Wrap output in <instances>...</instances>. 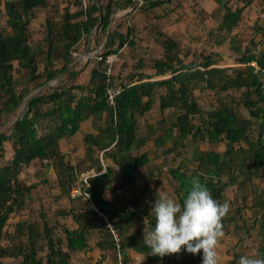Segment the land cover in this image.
Here are the masks:
<instances>
[{"label": "trees", "instance_id": "16d2710c", "mask_svg": "<svg viewBox=\"0 0 264 264\" xmlns=\"http://www.w3.org/2000/svg\"><path fill=\"white\" fill-rule=\"evenodd\" d=\"M173 1L0 0V264L4 258L16 264H71L75 252L93 249L100 252L97 264L108 255L128 264L130 250L143 254L147 264H203L202 250L193 255L182 249L163 259L148 255L139 227H154L151 209L159 195L183 203L193 178L219 203L230 205L220 241L237 239L225 264H238L252 231L262 236L255 253L264 256V183H259L264 181V18L251 22L241 42L232 33L256 0H213L215 8L196 11L188 31L195 45L156 30L162 37L159 55L138 56L126 74L123 68L115 72L113 62L107 74L110 54L121 58L136 47V28L129 23L133 12L170 7L174 14L181 7ZM36 13L45 15L44 34L37 39L29 28ZM153 14L159 19L168 15ZM92 52L98 60L87 80L70 82L78 73L80 54ZM223 52L237 65L220 66ZM115 85L120 92L111 105L106 88ZM196 91L205 94L204 106ZM88 119L97 123V132L82 135L83 154L70 162L60 142L72 138ZM151 141L153 153L147 149ZM34 161L41 166L36 172L40 178L26 183L21 171ZM164 166L169 182L157 179ZM143 167L148 178L139 184ZM90 168L94 174L81 189L91 205L56 209L55 214L70 219L60 233L41 208L40 221L18 220L12 230L6 228L27 199L41 201L35 193L39 185H53L54 198L75 203L80 198L70 197V189ZM229 186L235 187L233 200L226 199ZM123 187L119 198L106 197V190Z\"/></svg>", "mask_w": 264, "mask_h": 264}, {"label": "rangeland", "instance_id": "374dc122", "mask_svg": "<svg viewBox=\"0 0 264 264\" xmlns=\"http://www.w3.org/2000/svg\"><path fill=\"white\" fill-rule=\"evenodd\" d=\"M60 0H49L50 3H54ZM173 2L178 3L179 6L181 7L177 13H169L168 9L170 7H167L165 10L158 8L155 9L154 12L157 14H162L163 13H168V15L162 16V19L155 18V15L153 14V11H141V10H136L133 12L132 18L129 19V23L134 25L136 28V33H135V38H136V47L132 48L131 51L125 52L124 56L121 58L115 57L114 62H116L115 66V72H119V69H122V73L126 74L131 70V67L135 60L138 58V56L142 55L143 58L146 57H151V56H157L159 53L162 52V48L160 45V39L162 38L157 37L155 34L156 30H161L164 32V34L170 35L172 38H174L177 41H180L181 43L185 44H190L195 45V41H191L190 36L188 35V31L191 29L192 23L195 22V17H196V11L198 8L204 7L207 9H212L215 8L216 3L213 2V0H174ZM141 3V2H140ZM171 3L170 5H172ZM253 8H249L246 10L247 14L243 15V21L236 27L232 29V33L237 34L236 37L239 40V42L242 41V38L246 37V33L249 32V26L252 24L251 22H254L255 19H263L264 18V0H256L252 4ZM179 8V7H178ZM255 8H257L258 12L255 13ZM262 8V9H261ZM130 10V9H129ZM262 10V11H261ZM125 12H128V10L122 11V12H116L115 16H120L124 14ZM54 18L55 22L58 23V16L54 15L52 16ZM45 19L44 14L36 13L35 17L31 20L29 24V28L31 32L34 35V38L37 39L39 36L38 34H44L43 32V21ZM37 35V36H36ZM101 38V37H99ZM105 43V42H104ZM102 48V45L100 48L97 49V51H100ZM105 50V49H103ZM224 53V60L220 62V66L225 67V66H232V65H237L232 61V59L228 56L226 52ZM91 56L88 59L87 66L84 65L86 64V58ZM81 58V59H80ZM80 58L78 59V64H76V70L78 73L73 77L72 81L70 82H83L86 81L88 78L89 71L96 63L98 58L93 56V52L89 54H80ZM56 64H59L58 61L55 62ZM42 65L39 66L41 68ZM146 69V67H144ZM212 93L210 91L207 92V96H211ZM196 98L198 100V103L200 106H204V100H205V94L204 96L202 93L199 91H196ZM167 111V110H166ZM164 111V113H166ZM160 115V114H159ZM158 115V116H159ZM147 116V115H146ZM145 119V116L143 117ZM82 129L75 134L73 138H70L69 140H61L60 142V148L67 150V155H66V160L70 162H75V160L83 154V145H82V135L84 133H91L93 131H96L97 128V123L94 120H88L82 122ZM142 131V130H140ZM198 146L200 148H204L205 145L199 143ZM193 147V144L189 146V150ZM224 146L221 144L218 149L222 150ZM73 149V152H68L69 150ZM153 145L149 146V150H153ZM188 150V152H189ZM153 153V152H150ZM187 153L186 155H188ZM9 156V152L6 154ZM97 155L99 156L100 159L103 161H106L104 154L101 152H97ZM158 161V160H157ZM158 163L157 165H159ZM148 166H151L149 164ZM157 169V166L154 168V170ZM38 170H41V166L37 161H34L32 165L29 167L23 169L21 171V178L24 180L26 183H32L37 180H39L40 176L36 173ZM93 168L88 169V171L83 172L81 175H78V178L76 179L75 183L72 185V187H81V179L85 176L87 173H92ZM140 175L137 177V182L143 183L147 178V172L146 169L140 168ZM157 173V170H156ZM165 173V176L162 174ZM167 173V174H166ZM49 181L52 183L54 180V173L53 171H50L47 175ZM164 178L166 181L170 179V176L167 171V167L164 166L162 167V170L159 175H157V179ZM169 182V181H168ZM50 183V184H51ZM112 185V182H110ZM260 184H263L264 181L262 179L259 180ZM114 184V183H113ZM71 187V188H72ZM49 188V189H48ZM113 188V187H112ZM123 187L122 189H113V190H106L105 195L108 198H119L121 194H123ZM235 187L234 186H229L226 189V199H234L237 197V194L235 193ZM38 191H34L35 193H39L43 198L38 200L37 196L35 197L32 202L30 200H26L24 203L23 207L20 210H17L15 213H13L9 219V224L7 225L8 230L13 229V223H15L18 220H38L40 221V217L38 215L37 210L40 208L46 212V217L50 223V225L57 224V232L60 233V227L61 224H69L70 219H64L60 215H57L54 213L56 209H62V208H69L71 205H78L79 207H83L84 204H89L91 205L90 200L86 196H81L78 197L80 198L77 200L75 203H70L68 198L66 197H61V198H54L57 192V189L53 185H50L49 187H45L43 185H39L37 188ZM71 197V196H70ZM173 197V196H172ZM73 198V197H72ZM76 198V197H75ZM248 223H250L248 221ZM41 225V223H39ZM146 226L145 223H141L139 225L141 233H143V229ZM134 228H132V231ZM232 239L228 236L227 239H229L230 242L224 243L222 241H219L218 247H217V254H218V264H225L228 259L231 258L232 254V244L233 241H236L237 237L231 236ZM262 236H259L256 234L255 231H252L251 236L246 239L244 245L241 247L240 252L243 253L244 255H249L251 253L255 252L256 246L260 244ZM6 243V242H5ZM4 243V244H5ZM45 249H42L40 251V254H44ZM100 255V252L97 249H93L91 251H81V252H75L71 256V264H97L98 257ZM129 257L130 261L128 264H147L144 255L134 252V251H129ZM5 264H16L18 261L13 260L11 258H4L2 260ZM119 263L120 259L119 257L117 259H113L111 255H108L107 259L103 260L101 264H114V263ZM170 264H181L177 261H173Z\"/></svg>", "mask_w": 264, "mask_h": 264}, {"label": "clouds", "instance_id": "9594fccd", "mask_svg": "<svg viewBox=\"0 0 264 264\" xmlns=\"http://www.w3.org/2000/svg\"><path fill=\"white\" fill-rule=\"evenodd\" d=\"M190 184L183 203L168 194L158 196L151 209L155 225L144 227L143 243L150 249L148 255L161 259L182 249L193 255L202 250L203 264H218L217 247L224 236L222 221L230 205L215 200L199 178ZM238 264H264V256L255 252L242 255Z\"/></svg>", "mask_w": 264, "mask_h": 264}, {"label": "built area", "instance_id": "2783aa9c", "mask_svg": "<svg viewBox=\"0 0 264 264\" xmlns=\"http://www.w3.org/2000/svg\"><path fill=\"white\" fill-rule=\"evenodd\" d=\"M114 59H115V55H114V54H110V55L107 57V59H106V62L109 64V66H108V68H107V74H109L110 71H111L110 67H111L112 63L114 62ZM119 92H120V87H119V85L108 86V87L106 88L107 101H108L109 104H111V105H114V104H115V98H116V96L119 94ZM93 174H94L93 172H92V173H87V174H85V176L81 179V181H83L84 183L87 184V179H88L91 175H93ZM70 196L73 197V198H75V197H81V196H86V197L89 199V197H88L87 194H83L82 189H81L80 186H78V187H72V188L70 189ZM96 211H97V210H96ZM97 212H98V211H97ZM98 213H99V212H98ZM99 214L101 215V213H99ZM109 226H110V228H111V231H112V233H113V237L115 238V241L118 242V235H117V232L114 231V230H112L111 225H109ZM119 264H121V263L119 262Z\"/></svg>", "mask_w": 264, "mask_h": 264}, {"label": "crops", "instance_id": "0c3cea01", "mask_svg": "<svg viewBox=\"0 0 264 264\" xmlns=\"http://www.w3.org/2000/svg\"><path fill=\"white\" fill-rule=\"evenodd\" d=\"M88 120L91 121L92 119H88ZM88 120H86V121H88ZM81 125H82V124H81ZM81 129H82V126L80 127L79 131H80ZM79 131H78V132H79ZM78 132H77V133H78ZM95 132H97V130H96V131H93V132H91V133H95ZM74 136H75V135H74ZM74 136H73V137H74ZM73 137H72V138H73ZM150 145H153V142H152V141L148 143V145H147V149H149V146H150ZM153 148H154V146H153ZM153 150H154V149H153ZM153 150H151V151L149 150V151L152 152Z\"/></svg>", "mask_w": 264, "mask_h": 264}, {"label": "water", "instance_id": "95a60500", "mask_svg": "<svg viewBox=\"0 0 264 264\" xmlns=\"http://www.w3.org/2000/svg\"><path fill=\"white\" fill-rule=\"evenodd\" d=\"M22 107H23V103H22V105H21V107H20V110L22 109ZM18 116V115H17Z\"/></svg>", "mask_w": 264, "mask_h": 264}]
</instances>
